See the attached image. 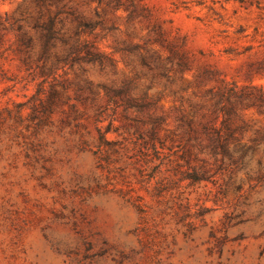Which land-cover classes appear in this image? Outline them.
<instances>
[{"label": "rangeland", "instance_id": "374dc122", "mask_svg": "<svg viewBox=\"0 0 264 264\" xmlns=\"http://www.w3.org/2000/svg\"><path fill=\"white\" fill-rule=\"evenodd\" d=\"M263 176L264 0H0V264H264Z\"/></svg>", "mask_w": 264, "mask_h": 264}, {"label": "trees", "instance_id": "16d2710c", "mask_svg": "<svg viewBox=\"0 0 264 264\" xmlns=\"http://www.w3.org/2000/svg\"><path fill=\"white\" fill-rule=\"evenodd\" d=\"M54 23L55 20L51 19L49 23H45L41 20H38L35 24V27L37 29H41L42 31H44V43L42 44V52L40 55V59H44L48 56L50 48L58 39L59 32L54 30ZM19 30L22 31V36L20 39L22 46L24 47V50L28 52L29 49L32 48V38L29 37L26 32L23 31L22 25H20ZM63 41L68 43L67 40ZM87 47V44L84 45L82 48L77 46L75 48L72 47L69 53L58 59V63L75 65L82 59L78 54L81 53L83 48L85 49ZM88 54L90 60H95L97 57L90 51H88ZM109 94L111 95V97H116L117 92L113 91L109 92ZM181 121L182 126L185 129L184 135L199 133L197 128H195V122L192 118L183 116L181 118ZM202 130V132L209 139V147L215 154L217 162H219L220 164H224L226 161H228L233 165H239L244 163L246 157L249 154V150L244 148L243 146H236L234 148H230L229 145L230 141L237 139V133L239 131L238 128H231L230 125H228V122L225 121L222 128L215 127L208 122L203 123Z\"/></svg>", "mask_w": 264, "mask_h": 264}]
</instances>
